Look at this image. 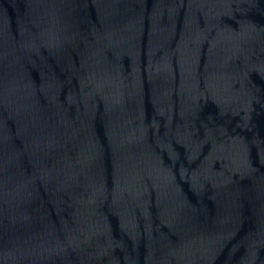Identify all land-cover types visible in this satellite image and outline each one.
Returning <instances> with one entry per match:
<instances>
[{
  "label": "water",
  "instance_id": "1",
  "mask_svg": "<svg viewBox=\"0 0 264 264\" xmlns=\"http://www.w3.org/2000/svg\"><path fill=\"white\" fill-rule=\"evenodd\" d=\"M0 264H264V0H0Z\"/></svg>",
  "mask_w": 264,
  "mask_h": 264
}]
</instances>
